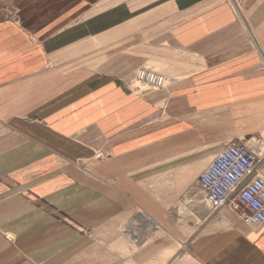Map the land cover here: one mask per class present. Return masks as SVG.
Returning a JSON list of instances; mask_svg holds the SVG:
<instances>
[{"label": "crops", "instance_id": "obj_1", "mask_svg": "<svg viewBox=\"0 0 264 264\" xmlns=\"http://www.w3.org/2000/svg\"><path fill=\"white\" fill-rule=\"evenodd\" d=\"M156 23L150 91L77 65ZM230 140L264 174V0H0V264H264L199 188Z\"/></svg>", "mask_w": 264, "mask_h": 264}, {"label": "built area", "instance_id": "obj_2", "mask_svg": "<svg viewBox=\"0 0 264 264\" xmlns=\"http://www.w3.org/2000/svg\"><path fill=\"white\" fill-rule=\"evenodd\" d=\"M261 154L250 152L245 141L230 140L210 160L198 177L199 188L209 208L224 206L238 211L250 225L264 223V174ZM8 241L10 234H4Z\"/></svg>", "mask_w": 264, "mask_h": 264}, {"label": "rangeland", "instance_id": "obj_3", "mask_svg": "<svg viewBox=\"0 0 264 264\" xmlns=\"http://www.w3.org/2000/svg\"><path fill=\"white\" fill-rule=\"evenodd\" d=\"M157 27V23L132 27L127 36H117L110 44L97 50L95 54L81 56L77 65L80 67L90 65L89 70L103 68L109 73H122L133 86L138 85L140 90L148 92L152 88L150 83L155 80L159 71L167 75L170 73L167 69L169 68L168 63H159L157 53L152 51L157 50L162 39L160 36L150 35L152 29ZM142 33L148 35H142ZM177 56L178 54L171 60L178 63ZM175 62L169 63L171 72ZM260 151L264 154V148ZM110 156V149L105 147L98 148L94 155L97 161H103Z\"/></svg>", "mask_w": 264, "mask_h": 264}]
</instances>
